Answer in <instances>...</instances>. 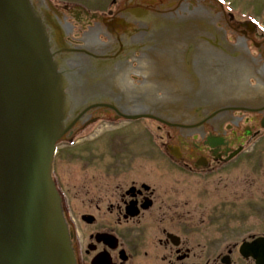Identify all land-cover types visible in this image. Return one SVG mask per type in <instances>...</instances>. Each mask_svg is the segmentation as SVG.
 <instances>
[{"label":"flooded vegetation","instance_id":"obj_1","mask_svg":"<svg viewBox=\"0 0 264 264\" xmlns=\"http://www.w3.org/2000/svg\"><path fill=\"white\" fill-rule=\"evenodd\" d=\"M198 1L131 0L107 28L118 43L136 33L134 18L142 12L182 21ZM156 3L160 8L152 7ZM56 12L66 28L64 46L77 50L97 25L95 17L69 7ZM65 16L73 19L72 30ZM62 24L52 18V40L64 34ZM249 29L232 21L226 38L235 35V41L224 42L243 50L248 74L234 102L240 111L135 121L125 115L136 106L145 111L147 104L120 100L116 107L97 96L65 120L53 176L71 222L77 264H264V37ZM53 45L61 54L63 47L55 40ZM135 57L140 54L99 56L96 67L125 73L126 85L103 86L98 93L136 92L147 82L141 74L140 86L132 80ZM95 101L101 106L92 107ZM103 114L112 115L115 130L108 144L98 140L96 129ZM148 121L163 133L158 140Z\"/></svg>","mask_w":264,"mask_h":264},{"label":"water","instance_id":"obj_2","mask_svg":"<svg viewBox=\"0 0 264 264\" xmlns=\"http://www.w3.org/2000/svg\"><path fill=\"white\" fill-rule=\"evenodd\" d=\"M63 75L31 0H0V264H76L51 179Z\"/></svg>","mask_w":264,"mask_h":264},{"label":"rangeland","instance_id":"obj_3","mask_svg":"<svg viewBox=\"0 0 264 264\" xmlns=\"http://www.w3.org/2000/svg\"><path fill=\"white\" fill-rule=\"evenodd\" d=\"M55 1L57 2L60 1L59 2L60 5H63V1L65 3H68V5H71V6L78 5V4L84 5L88 7L91 13H95V12L102 13V14H99L100 16H99L98 22L101 23L106 28L108 26L106 22L110 21L109 19H111V18H108L111 16H109L107 13L108 8L110 7L109 5L111 4L110 3L111 0H55ZM130 1L131 0H118V3L113 9L112 17L116 18L117 11L122 9L123 5L125 3H129ZM132 1H134V3L137 5L139 2H142L143 0H132ZM224 2L226 3V5L221 7L218 4H216L213 0H199L197 4L192 5V7H194L192 9L197 10V13H199L201 16H204V15L207 16V15L212 14V18H210V21L215 22L216 25H218L220 28H226L227 26H229V24L232 21L235 24V26L236 25L239 26L241 24L243 25L244 22L250 19L257 21V23L260 22V24L262 25L261 27L264 26V0H224ZM156 4L157 5L153 4L152 7L160 6L158 5V3ZM231 15L233 18H231ZM71 21H73L72 18L69 20V22ZM193 30H194V34H191L190 32V35L192 38L196 37L199 33L198 30L196 29H193ZM118 33H121V32H118ZM142 33H143L142 35L143 41L150 39V37L147 36V33L145 31H142ZM238 33L241 34V31H239ZM172 36L175 37V40L173 42L165 43L162 40H154L152 41V43L148 44L150 45L149 47L146 46V51L144 52L147 54H149L150 51H153L152 53H156V54L180 53V50L177 51L176 53H173L172 51L167 50L165 48L166 46L170 47L171 45L176 44L177 48L181 49L182 47L181 43L183 42V40L179 39L180 36L177 35L176 32H173ZM235 37H236L235 35H229L230 41L234 42ZM201 44L203 45L202 47H204V49L199 51V48H198L197 54H202L203 56L210 57L209 59H211V57H214L213 59L214 61L212 62V65H210V68L208 67L206 70L208 72L203 75L201 73L203 89L204 91L210 92L211 94H215L216 96H220L219 91L222 90L221 94L224 95L225 92L228 91L227 89L228 79H226V75L229 71H231L232 68L236 69L234 72H237L238 71L237 66L239 63L236 62L231 57H229L228 55L220 52L217 48L213 47V45L207 42L206 40L202 41ZM170 62H174L175 65H178L177 61H170ZM200 62H204L207 64L206 60L204 59H201ZM205 68H206L205 66H199V70L201 72H203ZM74 85H79V83H76L75 81H73V86ZM146 123H148L153 129V132H154L153 134H158V135L163 134L158 130L157 123L152 122V121H148ZM96 127L98 128L97 134L101 136L98 140L102 138L108 144L107 142L108 140L114 139L113 133L115 132V130L113 129L112 124L110 125L109 122L103 120L101 121L100 125ZM136 130H139V126H136ZM138 133L139 131L134 132V134H137V135ZM112 150H114V146L111 147V151Z\"/></svg>","mask_w":264,"mask_h":264},{"label":"bare ground","instance_id":"obj_4","mask_svg":"<svg viewBox=\"0 0 264 264\" xmlns=\"http://www.w3.org/2000/svg\"><path fill=\"white\" fill-rule=\"evenodd\" d=\"M145 23H154L153 32H146L147 36L150 39L144 41L146 46L149 43H152L154 40H162L165 43L173 42L175 37L172 36L171 30L176 32L179 35V39L183 40L181 43V49L177 48L176 44L166 46L167 50L176 53L180 50V53L177 54H156L150 51L147 54L148 60L150 61V65L153 68L154 76L153 78L156 80L157 86H164V92H166L170 97L171 106L168 107L169 111H172L174 114H178V110L187 117H190V111L186 109V106H183L184 103H189L194 101L195 95L203 94V83L201 80V73L206 74L208 71L207 68H210L212 62L214 61V57L203 56L202 54H197L198 48L199 51L203 50L204 47L201 44L202 41L206 40L203 33H198L196 37H191V34H194V30L192 29V24L183 23L180 27L170 25L169 20L165 18L158 17L157 15H146ZM160 28H163L162 30ZM142 35H137L136 39L142 38ZM191 58L196 61H201V59L206 60L207 64L204 62H200L199 65H187L186 59ZM177 61L178 65H175L174 62ZM210 61V62H209ZM203 65H202V64ZM199 66H205V70L201 72L199 70ZM112 70V69H111ZM122 70V68H121ZM114 71H111L110 74H113ZM116 75V73H114ZM152 82H150L151 84ZM202 84V88H199ZM100 85L103 87H116L114 84L110 85L106 76H102L100 80ZM150 88V87H149ZM152 88V86H151ZM112 89V88H111ZM169 90V93H168ZM157 90L154 94H157ZM120 95V92L117 93ZM114 96V93H113ZM114 99H118L119 97H113ZM215 99H217L215 97ZM125 102L124 98L120 99ZM194 106V105H193ZM195 108V107H194Z\"/></svg>","mask_w":264,"mask_h":264}]
</instances>
